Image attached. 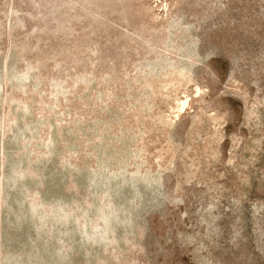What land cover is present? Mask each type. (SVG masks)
Segmentation results:
<instances>
[{
	"label": "rangeland",
	"instance_id": "rangeland-1",
	"mask_svg": "<svg viewBox=\"0 0 264 264\" xmlns=\"http://www.w3.org/2000/svg\"><path fill=\"white\" fill-rule=\"evenodd\" d=\"M0 264H264V0H0Z\"/></svg>",
	"mask_w": 264,
	"mask_h": 264
},
{
	"label": "bare ground",
	"instance_id": "bare-ground-1",
	"mask_svg": "<svg viewBox=\"0 0 264 264\" xmlns=\"http://www.w3.org/2000/svg\"><path fill=\"white\" fill-rule=\"evenodd\" d=\"M186 103H187V101L183 100L182 103H181L182 107H184L186 105Z\"/></svg>",
	"mask_w": 264,
	"mask_h": 264
}]
</instances>
